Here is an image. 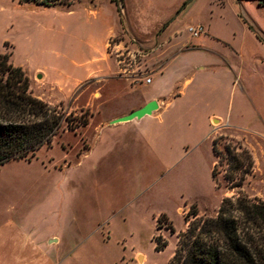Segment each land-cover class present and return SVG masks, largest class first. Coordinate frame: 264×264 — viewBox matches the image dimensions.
Returning a JSON list of instances; mask_svg holds the SVG:
<instances>
[{
	"label": "crops",
	"instance_id": "crops-1",
	"mask_svg": "<svg viewBox=\"0 0 264 264\" xmlns=\"http://www.w3.org/2000/svg\"><path fill=\"white\" fill-rule=\"evenodd\" d=\"M92 2L85 10L92 19L89 31L81 35L80 43L63 58L56 52L61 60L68 61L66 69L54 65L56 73L52 74L51 68L41 63L31 64L23 59L14 62L31 78L30 90L42 81L44 87L48 83L54 87L49 92L43 88L47 95L57 92L68 95L85 81L99 80L111 68L108 56L111 36L120 45L131 39L134 43L129 44L133 47L155 49L157 65L148 76L151 81L144 77L153 86L140 92L132 83L134 79L125 72L122 74L119 61L114 60L113 83L121 81L124 88L112 89L111 115L96 123L97 115L92 114L90 123L84 126V133H90L87 146L84 144L76 152L74 146L72 149L63 143L65 157H72L68 162L54 156L41 158L39 154L45 145L29 160H10L17 163L15 176L7 184L13 211L5 221L6 227L0 228V264H128L124 252L127 242L135 237L133 228L137 224L133 219L146 222V217L140 215L144 205L140 198L161 180L171 179L172 169L185 160L190 148L211 138L217 128L215 119L220 127L264 137V101L259 96L252 94L258 128L238 122L232 112L234 96L240 92L237 114L243 120L246 98H250L243 82V65L237 66L230 58L233 52L244 57L239 51L243 48L233 43L234 33L231 38L227 28L216 27L211 16L200 15L188 26V36L178 25V17L193 0ZM238 17L253 32L256 42L264 45L263 29L253 20L248 24ZM195 25H202L204 33L193 35L189 27ZM62 27L67 30L72 25ZM258 64L262 66L259 73L264 75V61L258 58ZM172 84L174 90H167ZM86 89L78 92L75 102L85 97ZM91 94L81 103V109L95 104ZM152 100L159 103L152 114L113 122ZM53 142L47 149H52ZM40 196L43 200L38 203ZM158 216L157 230L161 228ZM140 227L143 229L142 224ZM164 233L161 234L165 236ZM142 257L145 264L146 256Z\"/></svg>",
	"mask_w": 264,
	"mask_h": 264
},
{
	"label": "rangeland",
	"instance_id": "rangeland-1",
	"mask_svg": "<svg viewBox=\"0 0 264 264\" xmlns=\"http://www.w3.org/2000/svg\"><path fill=\"white\" fill-rule=\"evenodd\" d=\"M92 1L66 0L64 4L59 3L53 7H47L34 1L0 0V50L3 49L2 52L10 55V60L13 63L17 59L28 60L31 64L35 63L36 65L41 63V65L49 66L52 74L56 73L52 67L54 65L66 69L68 61L64 59L62 61L57 53L60 52L59 55L63 58L70 48H76L80 43L81 35L89 31L88 27L92 19L85 13V10L91 6ZM71 8L72 11H70ZM200 15L213 17L214 25L220 29L227 28L231 38L234 33L233 43H237L239 47L243 48L242 52L239 50L244 56L243 58L236 52H233L230 58L237 66L243 65V82L249 89L246 93H249L250 98L246 95L247 102L244 105L246 115L243 120H239L240 116L237 114L240 92L234 96L232 112L238 122L258 128L259 124L253 113L252 94L259 96L264 101V75L259 73L262 71V66L258 64V58L264 61V45L261 46L260 43H257L253 32L247 30L238 16L244 18L248 24L249 20H253L264 31V7L259 6L256 0H193L177 20L186 36L189 35L188 26L194 24ZM62 24L72 25V27L65 30ZM254 41H257L258 46ZM108 52L111 68L105 71V76L99 80L81 83L72 94L59 95L57 92L47 95L45 92H49L54 87L50 83L44 87L40 78L34 75L35 79L40 82L32 88L31 92L48 103L51 102L50 106L56 108L57 112L64 117L77 118L85 110L91 114L90 119L92 114L97 115V123L103 117L111 115L112 89L124 88L121 81L113 83L114 60L118 63V59H123L131 64L126 71L123 69L124 64L119 63L122 68L121 73L126 72V75L132 77L134 79L131 80L132 83L139 87L140 92L153 86L147 83L144 77H148L157 65V62L154 61L156 51L153 47L140 51L129 44V40H127L125 44L123 43L115 50V36H111L109 39ZM38 53L39 58H37ZM143 73L145 74L143 75ZM177 85L179 86L181 83ZM84 88H88L85 91V97H81L80 102H75L76 95ZM174 88L175 84H172L167 87V90H174ZM90 94L95 100V104L81 109V103L86 102ZM67 124L68 121H64L62 124L52 149H47V145H45V148L40 151L41 158L47 159L54 156L57 160L65 159L68 162L72 160V157H65L66 151H64L63 143H65V147L69 146L72 149L74 146L76 152L84 148V144L88 145L87 135L90 133H84L86 125L75 129L73 125L69 128ZM214 124L217 128L212 131L211 138H205L200 145L189 149L185 160L178 162L172 169L171 179L161 180L156 187L140 198L144 202L140 215L146 217V222L133 219L137 224V227L133 228L136 232L135 237L127 242V250L126 253L124 252V258L128 264H139V262L143 264L142 255L146 256L145 264H168L172 256L170 253L178 241L177 233H173L169 228V221H172L177 231H183L187 227L185 216L192 203H197L201 214L216 216L225 196L238 195L235 190L226 186L229 181L225 177V165L219 167L220 174L217 179L212 173L215 158L218 159L212 150L214 138H217L219 142L218 148L224 151L225 146L232 141L241 142L251 149L257 163L253 173L248 175L240 189L251 197L264 199V137L249 131L220 127L221 125L216 119ZM15 165H17L15 161H10L0 167V228L3 229L6 227L5 221L9 220L7 218L13 211L8 201L11 192L7 189V184L15 176ZM217 181L221 184L220 187L217 185ZM42 200L43 196L37 198L38 203H41ZM164 212L168 214L169 218L162 220L161 228L157 230L156 215ZM140 224L143 225V229ZM162 232H165V236L161 234ZM153 234H161L163 239L170 241V245L162 252L156 250ZM117 248L123 249L121 246ZM138 251H141L139 254L141 256L136 257Z\"/></svg>",
	"mask_w": 264,
	"mask_h": 264
},
{
	"label": "trees",
	"instance_id": "trees-1",
	"mask_svg": "<svg viewBox=\"0 0 264 264\" xmlns=\"http://www.w3.org/2000/svg\"><path fill=\"white\" fill-rule=\"evenodd\" d=\"M34 1L47 7L64 4L66 0ZM241 1V0H239ZM264 6V0H257ZM261 38V36L258 34ZM31 78L22 66L15 65L8 53H0V166L12 159H31L44 145L51 146L64 121L78 128L90 123V115L83 111L80 117H64L48 102L34 95ZM218 159L212 173L217 179L220 166L225 165L226 186L237 196H225L217 215L200 213L196 202L185 216L186 229L178 232L175 252L168 264H264V199L251 197L241 191L243 182L253 173L256 159L248 146L229 142L225 151L213 139ZM217 185L221 184L217 181ZM168 214L158 216V228ZM173 233L177 230L169 221ZM156 250L169 245L161 234L153 236Z\"/></svg>",
	"mask_w": 264,
	"mask_h": 264
},
{
	"label": "water",
	"instance_id": "water-1",
	"mask_svg": "<svg viewBox=\"0 0 264 264\" xmlns=\"http://www.w3.org/2000/svg\"><path fill=\"white\" fill-rule=\"evenodd\" d=\"M189 2V1H188ZM188 2L184 3L182 5V7L178 10L177 15L186 7V5L188 4ZM157 108H159V103L157 100H152L148 103H146L143 107L138 108L134 111H132L130 114H126L124 116H121L115 120H113V122H119V121H125V120H132L134 118H141L143 117L145 114L149 115L152 114L154 110H156Z\"/></svg>",
	"mask_w": 264,
	"mask_h": 264
},
{
	"label": "built area",
	"instance_id": "built-area-1",
	"mask_svg": "<svg viewBox=\"0 0 264 264\" xmlns=\"http://www.w3.org/2000/svg\"><path fill=\"white\" fill-rule=\"evenodd\" d=\"M189 31L193 34V35H199V34H203L204 33V27L202 26V25H195V26H190L189 27ZM118 40H117V38H115V50L116 49H118V47L119 46H121L120 45V42H117ZM129 41H131V43H134V41L133 40H129ZM145 48H138V50H140V51H143ZM118 61H119V63H122V64H124V68L123 69H125L126 71L128 70V66H129V62L128 61H125V60H123V59H118ZM126 64V65H125ZM131 65V64H130ZM125 74H127L126 72H125ZM141 74V73H140ZM145 73H143V75H144ZM146 80H147V82H150L151 81V78L150 77H146Z\"/></svg>",
	"mask_w": 264,
	"mask_h": 264
}]
</instances>
